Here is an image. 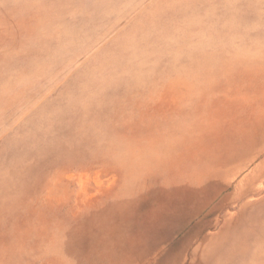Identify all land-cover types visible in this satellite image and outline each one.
Segmentation results:
<instances>
[{"label":"rangeland","instance_id":"obj_1","mask_svg":"<svg viewBox=\"0 0 264 264\" xmlns=\"http://www.w3.org/2000/svg\"><path fill=\"white\" fill-rule=\"evenodd\" d=\"M0 264H264V0H0Z\"/></svg>","mask_w":264,"mask_h":264}]
</instances>
